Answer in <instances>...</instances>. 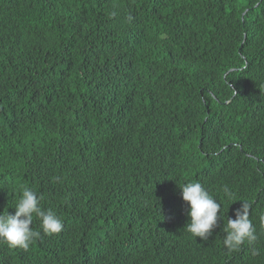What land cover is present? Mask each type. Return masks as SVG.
Listing matches in <instances>:
<instances>
[{
  "label": "trees",
  "instance_id": "1",
  "mask_svg": "<svg viewBox=\"0 0 264 264\" xmlns=\"http://www.w3.org/2000/svg\"><path fill=\"white\" fill-rule=\"evenodd\" d=\"M187 182L221 205L206 240ZM23 187L64 226L0 264H264V0H0V212Z\"/></svg>",
  "mask_w": 264,
  "mask_h": 264
},
{
  "label": "clouds",
  "instance_id": "2",
  "mask_svg": "<svg viewBox=\"0 0 264 264\" xmlns=\"http://www.w3.org/2000/svg\"><path fill=\"white\" fill-rule=\"evenodd\" d=\"M179 187L182 200L188 205L187 215L190 217L185 230L194 238L206 240L217 225L220 203L200 182H187ZM222 191L228 200L234 199V193L227 186ZM40 200L41 197L33 189H21L14 214L0 212V241L10 248L29 249L34 241L41 238V231L32 228L34 216L39 218L44 234L53 235L62 231V219L51 210H43ZM249 210V203L242 202L235 209L234 218L229 217L223 228V245L229 251H238L245 243L251 245L257 240V230L249 218ZM260 221L264 224V214H261ZM252 254L259 255L260 250L254 249Z\"/></svg>",
  "mask_w": 264,
  "mask_h": 264
}]
</instances>
